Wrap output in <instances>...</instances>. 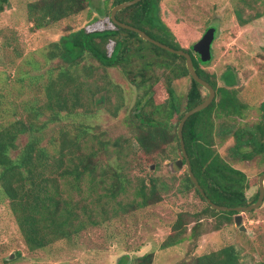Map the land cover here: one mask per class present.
Masks as SVG:
<instances>
[{"label":"trees","instance_id":"1","mask_svg":"<svg viewBox=\"0 0 264 264\" xmlns=\"http://www.w3.org/2000/svg\"><path fill=\"white\" fill-rule=\"evenodd\" d=\"M129 1L133 0H104V5H110L107 11L103 3L94 8L92 0H38L28 5L27 17L38 30L89 9L100 15L95 21L107 14L114 26L94 31L82 28L51 43L43 58L44 63L56 64L54 69L39 75L22 72L17 79L18 97L27 96L23 107L28 117L0 124V195L8 201L30 251L45 250L61 240L71 242L84 231L120 216L119 212L124 214L160 204L170 187L163 178L149 175V167L155 164L160 168L174 157H180L186 165L178 127L184 115L208 96L191 77L185 57L162 49L113 22L112 9ZM259 1L242 0L249 8ZM163 2L141 0L119 11L116 17L151 38L191 55L198 75L216 91L212 104L192 115L183 128L192 171L213 203L227 207L250 206L257 202L260 189L250 200L246 196L248 176L233 163L254 161L262 156L260 162L264 164V100H258L257 121L247 120V112L253 105L241 95L243 86L236 70L229 67L218 78L208 70L212 61L202 66L193 46L187 48L183 44L184 29L172 26ZM0 4L4 10L9 0H0ZM235 14L243 27L263 16L257 13L254 19H244L241 9H236ZM40 65L35 63L33 68ZM111 70L144 92L136 102L135 112L127 118L126 134L117 137L98 134L100 126L90 123L97 117L92 104L103 105L113 119L128 108L124 101L125 89L112 78ZM185 77L190 78L191 85L185 101H181L173 82ZM26 80L29 83L25 84ZM160 84L165 93L155 91V86ZM41 96L45 101H41ZM158 97L165 102L157 103ZM53 125L60 127L55 135L48 139L40 136ZM24 135L31 137L20 147L18 142ZM231 139L233 144L227 148L226 156H222L217 144ZM127 150L133 159L143 161L140 168L146 170L147 177H137L134 199L124 204L118 199L128 192L132 183L123 172ZM174 168H178L176 162ZM177 191L180 194L195 191L206 206L193 216L181 212L164 248L183 243L190 231L194 250L208 230L234 225L238 213L213 209L192 182L188 169L181 176ZM114 204L120 207L116 209ZM203 216L214 217L215 225L207 229L201 221ZM221 242L218 251L193 257L189 253L177 264H241V254L235 245ZM153 263L154 253L135 259V264ZM258 264H264V260Z\"/></svg>","mask_w":264,"mask_h":264},{"label":"rangeland","instance_id":"2","mask_svg":"<svg viewBox=\"0 0 264 264\" xmlns=\"http://www.w3.org/2000/svg\"><path fill=\"white\" fill-rule=\"evenodd\" d=\"M35 1L38 0H9V5H5L4 10L0 9V124L2 125L28 117L23 107L27 96L18 97L17 79L22 72L39 75L54 69L56 64L44 63L43 58V53L51 43L82 28L87 31L114 28L107 14L103 19L100 18V21H95V17L100 15L89 9L50 28L38 30L27 17L28 5ZM103 1L92 0L93 7L97 8L103 3L104 9L109 10L110 5H104ZM163 6L172 26L184 29L183 44L187 48L193 46L195 54L198 52L200 40L210 34L209 28L217 29L212 46L213 60L208 70L218 78L229 67L236 70L243 86L241 95L254 106L248 110L246 119L256 122L258 100H264V0L254 3L253 8L246 7L242 0H164ZM236 9L244 10V19H254L257 13H263V16L243 27L236 18ZM112 47L109 46V51ZM35 63L41 64L37 67L39 69L33 68ZM110 74L125 89L124 101L128 108L113 119L103 105L92 104L97 117L90 123L94 122L100 126L98 134L105 133L117 137L126 134L127 118L135 112L136 102L144 92L130 85L117 71L111 70ZM27 83L29 80H26L25 84ZM220 84L223 85L221 81ZM190 85L189 77L173 82V88L181 101H185ZM26 91L28 96H32L28 90ZM155 91L165 93L161 84L155 86ZM204 95L208 96L206 89ZM40 98L41 101H45L43 96ZM157 100V103L165 102L159 97ZM59 129L58 125H53L40 136L48 139ZM30 137L29 135L20 137L19 146L23 147ZM47 139L43 142L44 145L47 144ZM232 144V139L225 144H217L218 151L222 156H226L227 148ZM17 152L13 153L14 156ZM127 152L128 160L122 162L123 172L132 183L128 186V192L118 199L124 204L134 199V190L138 184L137 177H144L146 173V170L140 168L143 161L140 158L133 159L131 153L128 150ZM261 158L262 156L254 161L233 163L236 169L248 176L249 187L246 196L250 200L258 192L259 178L264 172ZM179 160L180 157H174L165 161L160 168L155 164L149 167V175L163 178L170 187L160 204L124 214L119 212L120 216L84 231L71 242L61 240L45 250L34 252L29 250L8 201L0 195V264H135V259L147 253H154L153 264H177L189 253L193 257L218 251L222 240L235 245L241 254V264L262 262L264 203L255 211L242 213L243 225L247 229L245 232L241 231L236 223L217 231L208 230V233L199 239L197 248L192 250L189 231L183 243L171 248L163 247L167 237L173 233L172 226L181 212L193 216L201 213L206 206L195 191L187 194L178 193L179 180L187 171L186 165L182 168L178 167L177 170L174 168V162ZM114 206L116 209L120 207L116 204ZM213 218L202 217L201 221L207 229L209 225L211 227L215 225L216 221ZM192 227L193 223L190 224L189 229Z\"/></svg>","mask_w":264,"mask_h":264},{"label":"water","instance_id":"3","mask_svg":"<svg viewBox=\"0 0 264 264\" xmlns=\"http://www.w3.org/2000/svg\"><path fill=\"white\" fill-rule=\"evenodd\" d=\"M141 0H133V1H129V2H125L123 4H120L116 7H114L112 9V13H111V18L113 20V22L118 25L119 27L121 28H124V29H127V30H131V31H134L136 33H138L140 35V37H142L144 40L150 42V43H153L155 44L156 46L162 48V49H165L171 53H174V54H178L180 56H183L185 57L186 59V65H187V69L191 75V77L197 82L199 83L204 89H206L208 91V97L207 99L200 105L196 106L195 108H193L192 110L188 111L184 117L182 118L180 124H179V127H178V135H179V138H180V141H181V149H182V154L185 158V164L187 166V169H188V172H189V175H190V178L192 180V182L194 183V185L197 187L198 191L200 192V194L207 200V202L209 203V205L217 210V211H235L238 213V215L235 216V223L237 226L240 227V230L241 231H246L247 229L245 228V226L243 225V216H242V213L244 212H252V211H255L257 209H259L263 203H264V173L260 176L259 178V189H260V195H259V198L257 200L256 203L250 205V206H244V207H227V206H220V205H217L215 203H213L205 194L203 188L201 187L199 181L197 180V178L195 177L193 171H192V166H191V162H190V159H189V156L187 154V151H186V146H185V142H184V138H183V128H184V125L185 123L187 122V120L194 114L198 113V112H201L203 110H205L206 108H208L213 100L215 99V96H216V91L215 89L207 82L205 81L204 79H202L196 69H195V66H194V63H193V59L191 57V55L189 53H186L185 51L183 50H175L153 38H151L146 32L140 30V29H137L133 26H130L126 23H122L120 22L116 15L119 11L125 9V8H128L130 6H133L135 4H137L138 2H140ZM210 34L205 37L201 40V42L199 43L198 45V52L197 54L199 55V59H200V62L202 64V66H207L210 64V62L212 61V58H213V53H212V46H213V43L215 41V38H216V32H217V29L216 28H210ZM178 167L182 168L184 166V162L182 160H179L176 162Z\"/></svg>","mask_w":264,"mask_h":264}]
</instances>
